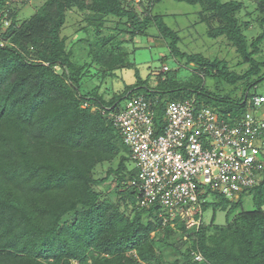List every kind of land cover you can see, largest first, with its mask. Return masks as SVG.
<instances>
[{"label": "trees", "instance_id": "16d2710c", "mask_svg": "<svg viewBox=\"0 0 264 264\" xmlns=\"http://www.w3.org/2000/svg\"><path fill=\"white\" fill-rule=\"evenodd\" d=\"M162 1L47 0L20 19L18 8L0 0V264H98L102 256L101 264H264V179L244 194H253L250 210L242 208L244 195L237 202L202 196V217L210 209L213 214L200 227L187 228V218L179 217L174 228L163 227L153 210L137 206L131 185L137 170H130V151L111 111L143 96L162 116L165 98L173 96L196 99L200 107L213 108L217 101L221 107L213 110L236 118L249 98L263 95L252 92L264 82V0H249L260 29L253 39L248 33L256 27L240 17L245 0H175L201 7L199 22L209 26V37L227 38L250 65L243 74L232 72L225 60L184 53L180 33L154 13ZM71 11L84 16L81 31L88 36L73 45L62 34ZM113 19V30L129 34V41L101 36ZM153 27L168 49L162 61L200 66L191 69L201 82L180 79L182 68L174 75L169 69L156 86L140 81L106 100L103 82L117 68L132 66V53L123 46L148 37ZM209 77L233 86L242 82L243 98L231 99L219 85L212 90L205 83ZM96 78L101 84L84 91V82ZM137 88L144 94L130 98ZM104 165L106 176L97 178ZM103 185L108 191L99 190ZM219 210L226 211L223 224L217 223Z\"/></svg>", "mask_w": 264, "mask_h": 264}, {"label": "built area", "instance_id": "2783aa9c", "mask_svg": "<svg viewBox=\"0 0 264 264\" xmlns=\"http://www.w3.org/2000/svg\"><path fill=\"white\" fill-rule=\"evenodd\" d=\"M168 70L165 65L163 72ZM250 105L254 113L239 120L200 107L196 99L167 104L162 116L156 112V103L143 96L111 111L109 118L136 164L137 176L131 185L138 192V208L153 210L163 227L174 228L177 217L187 218V228L200 227L202 196L211 193L237 202L260 184L264 179V95L254 96ZM195 260L204 258L196 253Z\"/></svg>", "mask_w": 264, "mask_h": 264}, {"label": "rangeland", "instance_id": "374dc122", "mask_svg": "<svg viewBox=\"0 0 264 264\" xmlns=\"http://www.w3.org/2000/svg\"><path fill=\"white\" fill-rule=\"evenodd\" d=\"M47 0H9L8 4L10 6L18 8L20 10V19H25L31 17L35 10L39 9L46 3ZM247 8L241 12L240 17L245 22H251L256 29L249 31L248 36L250 39L257 38L260 33V29L255 25V5L249 0H245ZM141 6H137V10H141ZM201 7L189 5L187 3H179L175 0H163L160 4L156 5L154 8V13L163 15L166 24L178 31L180 33L181 42L179 44L180 49L184 53L198 55L201 54L205 58L208 59H219L225 60L229 68L232 72H237L238 74L245 73L250 65L243 64L242 58L237 53L236 49L231 46L228 39L225 37L213 39L208 35L209 26L206 23H200V11ZM118 20H111L105 27L102 29L101 36H106L110 34H114L120 40L129 41L130 35L126 33H117L113 30L116 27ZM87 24L84 21V16L76 11L69 13L68 22L63 30V36L68 38L69 45H73L75 42L82 38H87V33L81 31L83 27ZM219 25L218 22H214V26L217 27ZM254 27V28H255ZM110 28H112L110 30ZM93 30V29H92ZM94 32V30H93ZM148 37H138L136 38V43H126L123 46V49L128 53H132L131 59L132 66L130 67H120L115 71V75L107 78L101 87L100 93L104 94L106 100H110L114 97L115 94H121L127 86H136L140 81L146 82L148 81L149 85L156 86V79L158 76L163 73L164 66H168L170 69V75H174L173 73L179 71V68H182L179 71V78L186 81H191L193 83H200L201 80L197 77L196 74L192 71L191 68L200 69V66L192 63L188 68L185 63L178 64L172 58L168 60L162 61L164 56L168 54V49L159 35L156 28H151L148 31ZM136 46V49H135ZM98 69L97 67H95ZM95 70V69H92ZM95 71H92L94 74ZM100 78H96L93 80H87L84 82L83 89L84 91H90L96 85L101 84ZM205 83L210 86L212 90L217 89V85H219L224 92L223 94H227L231 99L240 101L244 96V89L242 82L238 85H230L223 82H220L216 78H207ZM257 92L258 94L264 95V82L258 85V87L252 93ZM144 94V89L137 88L133 95L130 98ZM177 99L172 96L165 98V104H170ZM251 98L248 99V107L244 113H241V110L236 117L237 120L245 118L246 113H254V107L250 105ZM226 107L231 108L232 106L229 104ZM212 109L220 108L221 103L214 101L212 104ZM238 109L239 105L233 106L234 109ZM239 110V109H238ZM264 116V106L262 108V115ZM130 170L135 171L136 164L134 161L130 160L129 162ZM109 166L104 165L99 167L97 170V178H104L106 176L107 170ZM101 191H108V189L103 185L99 187ZM209 201L213 202L214 198L209 197ZM243 201V209L250 210L254 208L253 194H246L242 197ZM213 214V209H210L205 213L203 221L205 223H209L211 221ZM226 220V211L223 212L219 210L217 212V223L223 224ZM104 260V257H99L98 264H101Z\"/></svg>", "mask_w": 264, "mask_h": 264}]
</instances>
